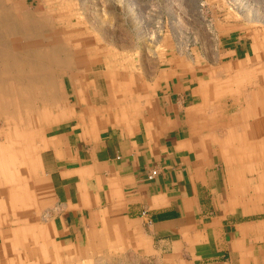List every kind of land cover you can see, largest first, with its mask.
Listing matches in <instances>:
<instances>
[{
    "label": "crops",
    "instance_id": "obj_1",
    "mask_svg": "<svg viewBox=\"0 0 264 264\" xmlns=\"http://www.w3.org/2000/svg\"><path fill=\"white\" fill-rule=\"evenodd\" d=\"M85 51L63 65L71 68L62 76L65 102L54 100L40 134L33 192L50 220L36 227L49 228L56 247L71 256L102 249L101 264L128 257L264 264V127L254 126L262 147L257 161L247 153L254 134L242 97L234 106L237 94H230L222 113L211 114L215 88L200 75L154 71L137 86L98 61L112 50ZM229 55L238 63L249 53L234 45ZM249 105L250 115H261ZM210 120L217 121L215 144L205 136ZM151 169L157 174L149 180Z\"/></svg>",
    "mask_w": 264,
    "mask_h": 264
},
{
    "label": "rangeland",
    "instance_id": "obj_2",
    "mask_svg": "<svg viewBox=\"0 0 264 264\" xmlns=\"http://www.w3.org/2000/svg\"><path fill=\"white\" fill-rule=\"evenodd\" d=\"M0 1L3 4V8L0 9V37H5V43L12 45L13 50H19L22 41L26 39L30 46L34 43L41 45L38 47L41 51L48 50L55 46L56 42L59 43L64 30L65 33L72 31L74 35L69 37L71 44L82 51L83 57L87 55L85 49L112 50L108 57H98L99 62L100 59H104L108 64H111L109 70L115 71L111 74H127L137 86L151 76V72L154 71H158L159 76L162 77L167 73L175 75L186 73L189 76L198 74L208 86L215 88L214 95H211L213 96V106L210 108L211 110H207L208 113L216 114V111L222 113L224 102H229L230 94L236 93L237 100L234 106L240 103L242 97L243 115L252 119L249 124L253 126L254 139L256 136L254 126L264 127V116H261L264 115V94L260 95V93H264L261 82L264 79V73L261 74V71L264 70V0ZM17 20L22 23L20 29L16 27ZM234 45L243 47L245 51L248 50L249 56L239 60L238 63H233L230 59L231 56H226V52L234 48ZM70 50L68 55L72 53L73 56L79 51ZM47 53H42V58H40L48 66L46 70L52 72L56 103H64L62 76L66 70L71 68L65 66L53 68L51 66L53 65L52 57ZM57 53L60 56H57L59 60L65 57L63 51L58 50ZM235 63L240 67L234 73L239 74L237 79L230 76L233 75L231 71L235 67L233 66ZM249 65L252 66V69L246 68ZM1 66L4 68V64ZM85 68L78 70L81 71ZM0 71L4 76L6 70L0 69ZM20 71L24 72L25 70L21 69ZM256 85L257 88L253 90ZM235 86H237L236 92L233 90ZM7 87L0 85V94L4 97H8L10 93ZM30 89L32 90V88ZM37 90L35 86V98H31L29 103L23 99L18 102L22 109L30 110V116L33 118L30 122V125L35 127L34 136L31 137L32 141L26 143L18 160L13 164L9 163V165L11 164L10 179L0 169V181L6 186L10 184L11 187H13L14 180L17 184H21L26 193L24 198L26 209L29 210L30 218L33 219L30 226L34 225L35 229H40L36 225L47 226L50 219L43 208H38L33 184L38 176L40 141L43 137L40 134H43L49 121H42V118L36 120V114L40 115L41 112L43 116L42 112L46 110L49 113L47 115L51 116L52 99L49 93L46 94V90L42 89L39 92ZM4 99L0 101V127L4 126L3 122L6 116L13 117L12 114H8L12 112L11 108L9 109L11 112H7L5 107L3 108V104L6 103ZM18 103L11 99L10 105L15 107ZM248 105L254 111L258 109L261 115H257L258 113L250 115L247 112ZM231 113L234 114L235 111ZM212 117L215 119L213 115L208 118ZM18 120L19 118L15 116L11 122L18 124L20 122ZM216 125L217 121H207V135L205 136L213 144H215L219 133ZM226 131L223 132V135ZM257 131L262 132V130ZM4 140V135L0 133V143ZM224 141L225 138H221L218 140V144H221L222 147ZM12 148L18 151L20 146L15 144ZM213 152L214 158L218 161V153ZM220 154L228 161L225 153L220 151ZM254 158L257 161L260 160V156L254 155ZM15 176H17L16 179ZM45 235L46 240L47 238L53 240L49 228ZM56 246L57 244L53 240V246L48 248L46 254H57V258L64 264H66V260L74 261L72 264H101V258L107 255L102 249H95L93 254L71 256L69 249H61ZM111 260L114 261L110 264H153L151 259H137L133 262V257L123 259L125 263L119 262L116 258Z\"/></svg>",
    "mask_w": 264,
    "mask_h": 264
},
{
    "label": "bare ground",
    "instance_id": "obj_3",
    "mask_svg": "<svg viewBox=\"0 0 264 264\" xmlns=\"http://www.w3.org/2000/svg\"><path fill=\"white\" fill-rule=\"evenodd\" d=\"M0 3V9H2L3 4L1 1ZM17 21L18 22L15 23L16 27L20 29L22 23L19 20ZM70 35L73 36L74 33L72 34V31L70 33H65L64 30L60 38L61 42L58 41L59 43L56 42V45L51 49H43L42 51L38 48L41 47V45L32 43L30 46L27 43V39L23 40L22 37L21 39L23 41L19 50H13L11 48L12 45L5 43V37H0V69L6 70L4 76L1 75L2 71H0V85L8 86L7 88L10 91L8 97H4L0 94V101L5 98L4 100H6V103L3 104V108L5 107L7 112L12 111L8 114H12L13 117L16 116L19 118L18 121H20L18 124L11 122L13 117L6 116L3 122L4 126L0 127V133L5 137V140L0 143V169L5 176H9V179L11 176V164L9 165V163L12 162L13 164L14 161L18 160V156L22 153L26 143L30 140L32 141L31 137L34 136L33 132L35 131V127L30 125V122L33 120L30 116V110L27 108L22 109L18 102H20V99H23V101L29 103V100L36 95L34 91L35 86L38 89L37 92L42 89L46 90V94L48 95L49 93L52 102H54V79L52 72L46 70L48 66L41 60V54L48 52L47 54L52 57L51 61L53 65L51 66H53V68L70 65V56L68 55L71 51L70 49L79 50V48L72 46L71 40L69 39ZM58 50L65 53V57L61 60L58 59V57H60L57 53ZM2 64H4V68L1 66ZM21 69L25 71L21 72ZM262 73H264V70L261 71V74ZM261 82L264 87V79ZM263 87L262 89H264ZM30 88H32V90ZM256 88L257 85L253 90ZM10 98L12 101L18 103L15 107H11ZM37 99L39 100L40 98ZM40 101L42 102V100ZM52 102L51 105L53 104ZM10 108L11 111L9 110ZM251 110L254 111L253 108ZM42 113L43 116L41 112L40 115H38V113L36 114V120L41 118L42 121L47 120L49 116L45 111ZM15 144L20 146L18 151L12 148ZM235 149L237 154L240 155L241 152H239L238 148L235 147ZM248 149L249 151L247 153L250 157H254L255 155L261 158L262 147L255 139L253 140L250 138ZM240 159L241 157H239V160ZM16 178L17 176H15V179ZM9 183H11V181H9ZM25 195L26 193L23 187H21V184H17L15 180L13 182V187H11L10 184L6 186L0 181V264H64L63 261L57 258V254H46L48 248L53 246V240L51 239L50 241L48 238L46 240V233L42 228L35 229L33 227L34 225L32 227L30 226L33 223L31 222L33 219L30 218L31 215L29 214V210L26 209L24 201ZM36 230L37 232H35ZM30 235L33 238H31ZM65 263L71 264L70 260H66Z\"/></svg>",
    "mask_w": 264,
    "mask_h": 264
},
{
    "label": "built area",
    "instance_id": "obj_4",
    "mask_svg": "<svg viewBox=\"0 0 264 264\" xmlns=\"http://www.w3.org/2000/svg\"><path fill=\"white\" fill-rule=\"evenodd\" d=\"M157 174V170L156 169H151L148 174H147V178L150 180L152 178H154V176Z\"/></svg>",
    "mask_w": 264,
    "mask_h": 264
}]
</instances>
